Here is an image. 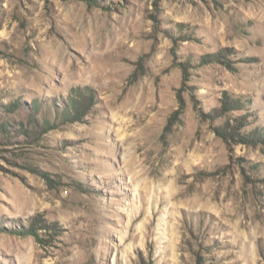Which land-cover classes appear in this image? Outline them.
Segmentation results:
<instances>
[{
  "label": "rangeland",
  "instance_id": "obj_1",
  "mask_svg": "<svg viewBox=\"0 0 264 264\" xmlns=\"http://www.w3.org/2000/svg\"><path fill=\"white\" fill-rule=\"evenodd\" d=\"M0 264H264V0H0Z\"/></svg>",
  "mask_w": 264,
  "mask_h": 264
},
{
  "label": "trees",
  "instance_id": "obj_2",
  "mask_svg": "<svg viewBox=\"0 0 264 264\" xmlns=\"http://www.w3.org/2000/svg\"><path fill=\"white\" fill-rule=\"evenodd\" d=\"M92 1V0H91ZM228 105H232V103H228ZM2 129H6V126H3V128ZM7 131V130H6ZM233 135V134H232ZM36 221H38V218H36Z\"/></svg>",
  "mask_w": 264,
  "mask_h": 264
}]
</instances>
